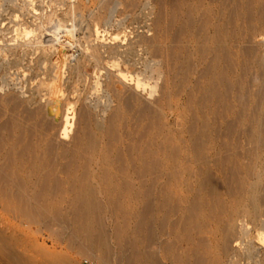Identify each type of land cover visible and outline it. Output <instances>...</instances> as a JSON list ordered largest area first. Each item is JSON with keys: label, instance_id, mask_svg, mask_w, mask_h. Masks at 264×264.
<instances>
[{"label": "rangeland", "instance_id": "obj_1", "mask_svg": "<svg viewBox=\"0 0 264 264\" xmlns=\"http://www.w3.org/2000/svg\"><path fill=\"white\" fill-rule=\"evenodd\" d=\"M155 234L264 264V0H0V264H150Z\"/></svg>", "mask_w": 264, "mask_h": 264}, {"label": "bare ground", "instance_id": "obj_2", "mask_svg": "<svg viewBox=\"0 0 264 264\" xmlns=\"http://www.w3.org/2000/svg\"><path fill=\"white\" fill-rule=\"evenodd\" d=\"M41 3V2H40ZM29 9V8H28ZM27 9V10H28ZM33 9V8H32ZM32 9H30L31 11H32ZM33 12H36L35 10L33 11ZM34 14V13H33ZM94 26V25H93ZM47 34V33H46ZM113 34V33H112ZM52 36V35H51ZM116 36V35H115ZM117 36H118V34H117ZM37 41H35V42H37V45H38V47H40V48H38V49H40L43 53H40V55L42 54H44L46 57H47V59H49L51 62L50 63H53L54 64V68H52L53 70H54V72L52 71V73H54L55 75V77H56V73L55 72H57V71H59L60 70V68L62 67V66H64L65 64L66 65H74V59H76L75 58V56L73 57V53L71 52H69V50L68 49H66L65 48V46H63V45H57L56 46V44H49V45H47V44H45V45H42L41 43H39V41L40 40H38V39H36ZM49 40V39H48ZM59 41V40H58ZM58 41H56V42H58ZM15 42V41H14ZM60 42V41H59ZM62 43H63V41H62ZM67 43H70V42H67ZM25 46V45H24ZM69 46H70V44H69ZM72 47V46H71ZM89 47V46H88ZM91 47V46H90ZM35 48V47H34ZM89 49V48H88ZM130 49V48H129ZM34 51V54H35V49H33ZM39 50V51H40ZM86 50V49H85ZM90 50V49H89ZM96 50V49H95ZM111 50V49H110ZM114 50V53H115V50H120L119 48L118 49H113ZM40 51V52H41ZM84 51V50H83ZM37 52V51H36ZM111 52V51H110ZM121 52V51H120ZM29 54H30V52H28ZM39 53V52H38ZM37 53V54H38ZM86 53V52H85ZM84 53V54H85ZM117 53H119V52H116L115 53V56H116V54ZM12 54V53H11ZM28 54V55H29ZM91 54V53H90ZM112 54V53H111ZM33 55V54H32ZM31 55V56H32ZM39 55V54H38ZM37 55V56H38ZM30 56V55H29ZM28 56V57H29ZM44 56V57H45ZM83 56V55H82ZM85 56V55H84ZM92 56V55H91ZM95 56V55H94ZM93 56V57H94ZM111 56H113V55H111ZM114 56V57H115ZM43 57V58H44ZM45 57V58H46ZM97 57V56H96ZM19 58V57H18ZM40 58V57H39ZM36 59V58H35ZM38 59V58H37ZM36 59V60H37ZM47 59H45V61H47ZM118 59V58H117ZM34 60V59H33ZM38 60H40V59H38ZM71 60H73V62H71ZM113 60V59H112ZM42 61V60H41ZM41 61H38V62H41ZM76 62H78L77 61V59H76ZM14 64V63H13ZM52 64V65H53ZM76 65H79V63L77 64L76 63ZM31 66V65H30ZM66 67V66H65ZM64 67V68H65ZM74 67H76L75 65H74ZM78 67V66H77ZM11 68V67H10ZM71 68V67H70ZM79 68H80V66H79ZM15 69V68H14ZM50 69V68H49ZM72 69V68H71ZM75 69H77V68H75ZM7 70H8V68H7ZM9 71H11V70H9ZM13 71V70H12ZM59 72H61V71H59ZM74 72V71H73ZM7 73V72H6ZM32 73V72H31ZM30 73V74H31ZM18 74V73H17ZM37 74V73H36ZM61 74V73H60ZM65 74V73H64ZM39 77V76H38ZM55 77H53V79H55ZM40 78V77H39ZM43 78V77H42ZM24 80V79H23ZM56 80V79H55ZM59 80V79H58ZM95 82V81H94ZM40 83V82H39ZM49 83V82H48ZM98 83V82H97ZM93 84V83H92ZM38 86H39V84H37ZM83 85V84H82ZM29 86V85H28ZM42 86H44V85H42ZM90 86V85H89ZM95 86V85H94ZM93 86V87H94ZM49 87V86H48ZM57 87H59L60 88V86L58 85V84H56L55 82H53V84L51 85V83H50V88H48V93L47 92H44V93H46L47 95H49L48 96V105H51L53 102H55V98H56V96H57V90H58V88ZM37 89V88H36ZM41 89V88H40ZM43 90V89H42ZM93 91V90H92ZM20 92V91H19ZM35 92V91H34ZM61 92V91H60ZM32 94V93H31ZM39 94V93H38ZM42 94V93H41ZM40 94V95H41ZM62 94V93H61ZM44 95V94H43ZM42 95V96H43ZM19 96V95H18ZM39 96V95H38ZM51 97V98H50ZM58 100V99H57ZM46 104H47V102H46ZM69 104V103H68ZM69 107H70V105H69ZM93 110V109H92ZM98 121V120H97ZM88 207V206H87ZM88 210L89 209H87V212H88ZM248 210V209H247ZM243 211V210H242ZM246 211V210H245ZM250 211H248L247 213H249ZM86 213V212H85ZM235 213V212H234ZM243 213V212H242ZM253 214V213H252ZM249 215V214H248ZM256 215V214H255ZM86 218V217H85ZM80 219V218H79ZM87 219V218H86ZM230 223H229V226H231V233H233L232 234V239H233V237H234V241H236V242H238V245H239V243H240V245H241V243L242 244H244L243 245V247H245L244 249H246L247 250V253H248V256H249V258L251 257V256H254V255H257V252H256V247L257 246H255V245H252V244H250V233H249V231H248V228H249V224L246 222V221H244L243 219H241V218H239V217H237V216H231L230 217ZM254 219V218H253ZM152 227V226H151ZM159 228H160V225H159ZM158 228V229H159ZM162 228V227H161ZM88 229V228H87ZM161 230V229H160ZM158 232H159V230H158ZM213 232V231H212ZM152 233V232H151ZM154 233V232H153ZM79 234V233H78ZM210 234V233H209ZM156 236V234L154 235V237ZM250 236V237H249ZM263 236H264V234H263ZM152 238L153 239V241L152 242H150V245H152V247L153 248H155L156 247V249H157V251H154L153 249V253H151L150 255H151V260L149 261L150 262V264H179V263H185L186 262V264H187V260L185 261V262H182L183 261V259H184V253L183 254H181L178 250H176V252H174L173 253V251H174V249H171V245H168L166 242H165V239H164V245L161 243H159V241H157V238L155 237V238ZM221 236H220V234H219V232H217V231H214L213 233H212V235L210 234V236H208V237H206L205 239H207L208 238V241L210 242V243H212L211 244V246H213L214 248L216 247V245H214V244H217V242H220V243H222V241H221V238H220ZM151 238V237H150ZM139 239V238H138ZM138 239H136V240H138ZM151 239V240H152ZM228 240V239H227ZM138 241H140V240H138ZM203 241H205L204 239H203ZM207 241V243L209 244V242ZM242 241H244V242H242ZM137 242V241H136ZM179 242V241H178ZM191 242H192V240H191V238H186V240H185V243H183L182 242V245H180L179 247H178V249H180V248H182L183 250H185L184 248H187L188 247V245H190L191 244ZM224 242V241H223ZM226 242V241H225ZM139 243V242H138ZM137 243V244H138ZM140 243H142L141 241H140ZM139 243V244H140ZM227 243H228V241H227ZM181 244V243H180ZM219 244V243H218ZM223 244V243H222ZM226 244V243H225ZM224 244V245H225ZM173 245V244H172ZM184 245V248L182 247ZM229 245H230V243H229ZM231 246V245H230ZM242 246V245H241ZM225 247H226V245H225ZM136 248V247H135ZM194 248V247H193ZM211 248V247H210ZM217 248V247H216ZM228 248H229V246H228ZM227 248V249H228ZM241 248V247H240ZM188 249H191L190 247H188ZM227 249H226V251H227ZM232 248H230V250H231ZM235 249H238L237 248V246H236V248ZM234 249V250H235ZM149 250V249H148ZM225 250V249H224ZM224 250H222L223 251V253H224ZM230 250H228V251H230ZM242 250H243V248H242ZM245 250V251H246ZM192 251V250H191ZM205 251V250H204ZM208 251V250H207ZM225 251V253L226 254H228L227 252ZM238 251V250H237ZM150 252V251H149ZM152 252V251H151ZM180 254H179V253ZM187 252V250L185 251V253ZM193 252H195L194 250H193ZM231 252V251H230ZM242 252V251H241ZM160 254V256H162V261H163V263H161L160 261H158V260H160V259H158V256H159V254ZM195 253H197V251L195 252ZM233 253V252H232ZM243 253H245V252H243ZM138 255H140V252L139 253H137ZM230 255H232V254H228V257L230 256ZM192 256H193V254H192ZM224 256H225V254H224ZM246 256V255H245ZM247 257V256H246ZM246 257H245V259H246ZM137 258H138V256H137ZM141 258V257H140ZM231 258V257H230ZM259 258H261V257H259ZM65 259V258H64ZM63 258H58V259H54L52 262H51V264H68L67 263V261L66 260H64ZM139 259V258H138ZM150 259V258H149ZM197 259V258H196ZM263 259V258H262ZM142 260V259H141ZM140 261V260H139ZM138 261V262H139ZM143 261V260H142ZM228 261H229V259H228ZM260 261V260H259ZM264 261V260H263ZM262 261V262H263ZM141 262V261H140ZM144 262V261H143ZM147 263H148V261H147ZM75 264V263H74ZM141 264V263H140ZM143 264V263H142ZM215 264V263H214Z\"/></svg>", "mask_w": 264, "mask_h": 264}]
</instances>
